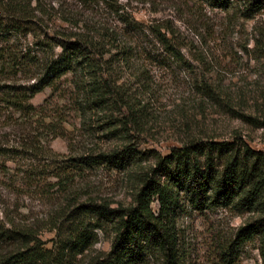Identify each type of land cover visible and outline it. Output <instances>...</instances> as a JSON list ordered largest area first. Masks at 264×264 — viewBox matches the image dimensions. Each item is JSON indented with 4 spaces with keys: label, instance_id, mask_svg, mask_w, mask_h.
I'll return each mask as SVG.
<instances>
[{
    "label": "rangeland",
    "instance_id": "rangeland-1",
    "mask_svg": "<svg viewBox=\"0 0 264 264\" xmlns=\"http://www.w3.org/2000/svg\"><path fill=\"white\" fill-rule=\"evenodd\" d=\"M21 2L32 15H53L51 36L71 31L95 35L106 28L135 47L132 64L116 65L112 73L122 78L127 96L132 95L140 110L139 122L126 127L129 142L142 156V169L157 166L159 157L190 141L238 138L264 152V0L259 7L250 6L251 0H229L227 7L220 6L221 0ZM11 40L1 41L0 48L29 50L36 62L60 51L35 45L32 36ZM42 67L36 63L11 75L0 64V88L28 87ZM77 94L69 73L31 100L35 111L20 113L0 102V226L32 229L42 248L67 234L68 216L76 207L88 201L127 207L138 189L130 170L94 162L83 170L75 168L77 158L125 143L110 138L103 113L84 118ZM122 115L130 118L127 109L116 113ZM179 206L176 229L182 262L225 264L229 257L224 251L252 215L225 208L199 210L185 193L179 194ZM153 207L157 211L158 203ZM114 233L111 224L99 230L93 249L68 264H87L91 256L110 251ZM258 246V241L246 243L232 254L231 264H262ZM148 264L164 263L152 256Z\"/></svg>",
    "mask_w": 264,
    "mask_h": 264
},
{
    "label": "trees",
    "instance_id": "trees-1",
    "mask_svg": "<svg viewBox=\"0 0 264 264\" xmlns=\"http://www.w3.org/2000/svg\"><path fill=\"white\" fill-rule=\"evenodd\" d=\"M228 1L221 0L220 6L227 7ZM260 3L261 0H251L250 6L259 7ZM32 14L21 0H0V42L32 36L35 45L60 51L36 62L29 50L18 51L13 45L0 48V64L12 71L11 75L36 63L43 66L40 77L28 87L2 86L0 102L20 113L35 111L31 100L72 73L80 113L84 118L92 112L103 113L101 119L108 125L110 138L125 142L121 147L77 158L75 168L83 170L94 162L130 170L138 189L134 203L127 207L115 208L95 201L76 207L68 216L71 220L65 229L67 234L52 247L42 248L32 229L0 226V264H68L91 251L99 230L109 224L115 231L110 251L91 256L87 264H148L152 256L160 257L164 264H184L176 229L180 193L189 196L199 210L225 208L237 214L250 213L252 217L238 229L224 255L231 259L243 245L258 241L264 264V152L238 138L190 141L159 157L157 166L142 169V156L129 142L130 130L126 127L139 122L140 110L132 103V95L127 96L129 89L121 83L122 78L112 73L116 65L123 68L132 64L137 57L135 47L125 45L106 28L96 30L95 35L71 31L51 36L49 22L53 15ZM66 20L78 27L79 23ZM123 20L136 28L131 19ZM96 34L103 42L97 41ZM107 45L112 48L106 49ZM137 78L142 81L140 76ZM123 109L128 110L129 119L126 115L116 117ZM154 202L158 203L157 211ZM229 259L225 264L233 262Z\"/></svg>",
    "mask_w": 264,
    "mask_h": 264
}]
</instances>
